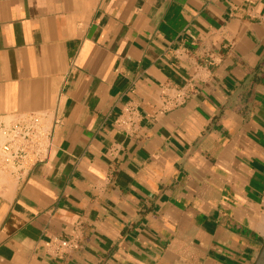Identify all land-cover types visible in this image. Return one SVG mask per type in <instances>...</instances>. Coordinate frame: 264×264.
Listing matches in <instances>:
<instances>
[{
	"label": "crops",
	"instance_id": "obj_1",
	"mask_svg": "<svg viewBox=\"0 0 264 264\" xmlns=\"http://www.w3.org/2000/svg\"><path fill=\"white\" fill-rule=\"evenodd\" d=\"M32 116L42 153L9 161ZM263 242L264 0H0V264H254Z\"/></svg>",
	"mask_w": 264,
	"mask_h": 264
},
{
	"label": "built area",
	"instance_id": "obj_2",
	"mask_svg": "<svg viewBox=\"0 0 264 264\" xmlns=\"http://www.w3.org/2000/svg\"><path fill=\"white\" fill-rule=\"evenodd\" d=\"M38 117L32 116L25 126H14L5 132L9 141L3 145L2 150L7 155L9 161L15 156H28L30 160H36L42 153L43 144L41 142L42 132L39 128ZM17 140V143L12 141ZM17 152L14 153V152Z\"/></svg>",
	"mask_w": 264,
	"mask_h": 264
},
{
	"label": "water",
	"instance_id": "obj_3",
	"mask_svg": "<svg viewBox=\"0 0 264 264\" xmlns=\"http://www.w3.org/2000/svg\"><path fill=\"white\" fill-rule=\"evenodd\" d=\"M254 264H264V242Z\"/></svg>",
	"mask_w": 264,
	"mask_h": 264
}]
</instances>
